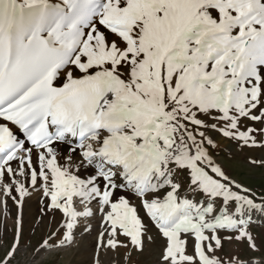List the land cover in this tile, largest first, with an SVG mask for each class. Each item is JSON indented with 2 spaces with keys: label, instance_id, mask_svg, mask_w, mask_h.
<instances>
[{
  "label": "snow or ice",
  "instance_id": "6c2138e0",
  "mask_svg": "<svg viewBox=\"0 0 264 264\" xmlns=\"http://www.w3.org/2000/svg\"><path fill=\"white\" fill-rule=\"evenodd\" d=\"M0 264H264V0H0Z\"/></svg>",
  "mask_w": 264,
  "mask_h": 264
},
{
  "label": "rangeland",
  "instance_id": "374dc122",
  "mask_svg": "<svg viewBox=\"0 0 264 264\" xmlns=\"http://www.w3.org/2000/svg\"><path fill=\"white\" fill-rule=\"evenodd\" d=\"M244 176H245V173L241 172V173H240V178L243 179ZM246 182H247V183L254 184L256 187H259V184L261 183L259 180H257V181L247 180ZM254 231H259V229H254Z\"/></svg>",
  "mask_w": 264,
  "mask_h": 264
},
{
  "label": "bare ground",
  "instance_id": "6f19581e",
  "mask_svg": "<svg viewBox=\"0 0 264 264\" xmlns=\"http://www.w3.org/2000/svg\"><path fill=\"white\" fill-rule=\"evenodd\" d=\"M33 210H34V205H33Z\"/></svg>",
  "mask_w": 264,
  "mask_h": 264
}]
</instances>
